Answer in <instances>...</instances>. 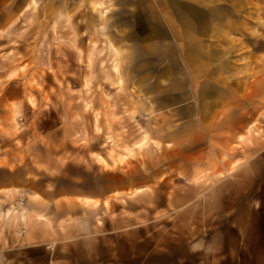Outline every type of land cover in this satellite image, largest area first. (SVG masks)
Returning <instances> with one entry per match:
<instances>
[{"label":"rangeland","instance_id":"obj_1","mask_svg":"<svg viewBox=\"0 0 264 264\" xmlns=\"http://www.w3.org/2000/svg\"><path fill=\"white\" fill-rule=\"evenodd\" d=\"M10 1L11 31L0 32V188L24 179L67 185L74 178L84 189L104 191L158 175L192 178L199 196L207 195L192 202L186 221L200 225L209 241L218 234L223 245L208 250L202 264H264V211H258L264 193L258 180L238 175L234 158L242 132L262 140L264 105L248 103L233 87L244 74L231 57L203 64L200 57L144 55L169 52L162 47L129 56L111 39L116 34L88 39L87 31L78 56L71 9L53 5L49 11L58 16L30 32L25 0ZM262 33L264 8L254 30ZM212 84L221 87H205ZM239 138L244 151L248 138ZM15 142L35 151L11 152ZM250 206L258 214L251 217Z\"/></svg>","mask_w":264,"mask_h":264},{"label":"crops","instance_id":"obj_2","mask_svg":"<svg viewBox=\"0 0 264 264\" xmlns=\"http://www.w3.org/2000/svg\"><path fill=\"white\" fill-rule=\"evenodd\" d=\"M35 2L25 0L23 5L25 27L29 19L30 32L33 25L42 27L58 16V11H49L53 5L59 10H72L75 55H81L80 33L87 31L88 39L97 32L116 34L111 39L119 42L116 46L121 50H128L129 56L137 55L138 49L162 47L169 52L144 55L200 57L205 58L203 64H227L224 59L231 57L244 74L235 77L233 87L241 89L250 99L248 103L264 105V47H257L258 42L264 43V33L254 34L264 0ZM99 3L101 8H96ZM12 5L10 0H0V32L8 26L6 31H11ZM81 46L86 49L90 44ZM257 89L258 96L253 92ZM261 123L264 126V121ZM239 137L248 138L241 141L244 151L239 149ZM239 137L234 156L235 162L239 161L232 169L242 177L247 174L249 183L258 180L264 193V136L257 140L255 134L242 132ZM11 146V152L35 151L26 143ZM43 149L48 151L46 146ZM203 165L205 162L200 167ZM39 166L47 167V162L39 161ZM76 181L71 178L67 185H50L24 179L16 187L0 188L1 208L22 205L10 219L0 210V264H202L208 250L222 249L218 234L209 241L200 225L193 228L186 221L192 213V202L206 194L199 196L202 190L192 178L176 174L164 179L158 175L146 183L132 180L104 191L84 189ZM259 210L264 211V204ZM256 211V206L247 210L251 217L258 214Z\"/></svg>","mask_w":264,"mask_h":264},{"label":"bare ground","instance_id":"obj_3","mask_svg":"<svg viewBox=\"0 0 264 264\" xmlns=\"http://www.w3.org/2000/svg\"><path fill=\"white\" fill-rule=\"evenodd\" d=\"M33 2L36 3L35 0H33ZM101 6H102V4L99 3V4L97 5L96 8H101ZM115 68H116V69L118 68L117 65L115 66ZM203 93H205V95L208 94V93H206L205 91H203ZM208 95H209V94H208ZM20 204H22V203H20ZM19 207H20V206L12 205L11 207L7 208L6 210H4V208H1V207H0V210H2V215H3L6 219H10V218H12V217L17 213Z\"/></svg>","mask_w":264,"mask_h":264}]
</instances>
